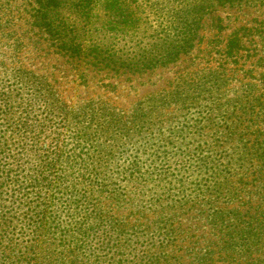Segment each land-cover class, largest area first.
<instances>
[{
	"label": "rangeland",
	"instance_id": "obj_1",
	"mask_svg": "<svg viewBox=\"0 0 264 264\" xmlns=\"http://www.w3.org/2000/svg\"><path fill=\"white\" fill-rule=\"evenodd\" d=\"M33 7L0 0V264H235L218 251L235 205L223 132L264 73V0L216 7L191 52L121 77L54 52ZM49 92L134 121L70 116ZM60 156L59 172L37 182L41 159Z\"/></svg>",
	"mask_w": 264,
	"mask_h": 264
},
{
	"label": "trees",
	"instance_id": "obj_2",
	"mask_svg": "<svg viewBox=\"0 0 264 264\" xmlns=\"http://www.w3.org/2000/svg\"><path fill=\"white\" fill-rule=\"evenodd\" d=\"M236 2L35 0L30 15L33 25L44 33L54 52L77 66L105 72L109 77H121L175 63L195 47L204 17L218 6H233ZM241 44L239 33H234L228 40L226 54L235 57ZM82 76L86 78L85 74ZM204 86L202 90H206ZM245 90L252 98L248 102L250 107L223 132L235 179L227 183L228 192L235 205L225 215L232 227L221 237L224 243L218 251L225 252L230 263L264 264V73L259 82H248ZM56 93L49 92V99L70 116L106 113L110 120L105 123L129 125L134 121H130V116L127 122L118 118L114 108L94 99L72 110ZM139 111V106L134 109ZM60 158L54 162L41 159L37 182L48 184V175H56L61 169L59 164L64 161ZM40 213L41 218L47 216L45 209ZM213 247L209 246L212 256L218 252Z\"/></svg>",
	"mask_w": 264,
	"mask_h": 264
}]
</instances>
